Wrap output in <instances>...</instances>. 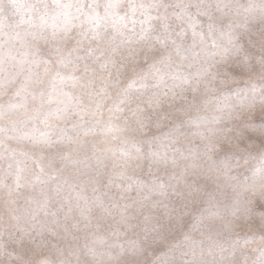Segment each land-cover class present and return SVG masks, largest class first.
I'll list each match as a JSON object with an SVG mask.
<instances>
[{
	"label": "clouds",
	"instance_id": "obj_1",
	"mask_svg": "<svg viewBox=\"0 0 264 264\" xmlns=\"http://www.w3.org/2000/svg\"><path fill=\"white\" fill-rule=\"evenodd\" d=\"M0 264H264V0H0Z\"/></svg>",
	"mask_w": 264,
	"mask_h": 264
}]
</instances>
